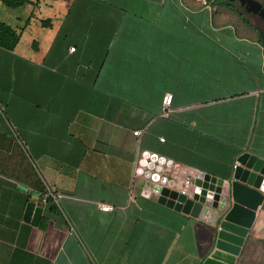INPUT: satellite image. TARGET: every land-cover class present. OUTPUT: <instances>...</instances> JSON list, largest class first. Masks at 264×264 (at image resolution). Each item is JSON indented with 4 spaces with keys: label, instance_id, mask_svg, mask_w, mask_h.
Masks as SVG:
<instances>
[{
    "label": "crops",
    "instance_id": "1",
    "mask_svg": "<svg viewBox=\"0 0 264 264\" xmlns=\"http://www.w3.org/2000/svg\"><path fill=\"white\" fill-rule=\"evenodd\" d=\"M27 1L0 0L20 35L0 46V264H199L214 227L135 191L136 170L264 158V37L230 0ZM236 264H264V204Z\"/></svg>",
    "mask_w": 264,
    "mask_h": 264
},
{
    "label": "water",
    "instance_id": "2",
    "mask_svg": "<svg viewBox=\"0 0 264 264\" xmlns=\"http://www.w3.org/2000/svg\"><path fill=\"white\" fill-rule=\"evenodd\" d=\"M240 1L255 7L254 12L264 18V8L256 0ZM237 161L229 178L190 168L188 174L193 182L184 191L143 177L136 182L135 191L143 196L214 227L211 249L199 264H236L257 211L264 204V158L244 152ZM43 210L37 201H30L25 221L38 225Z\"/></svg>",
    "mask_w": 264,
    "mask_h": 264
},
{
    "label": "built area",
    "instance_id": "3",
    "mask_svg": "<svg viewBox=\"0 0 264 264\" xmlns=\"http://www.w3.org/2000/svg\"><path fill=\"white\" fill-rule=\"evenodd\" d=\"M204 3L207 4L206 1H204ZM172 100H173V95L171 93H166L164 100H163V106H162V115L163 116H169L170 115V113L172 111V108H171ZM141 133H142L141 130L135 132L136 135H140ZM176 166L177 165H175L174 167H176ZM237 166H238V161L235 162L234 168H236ZM188 170H187V175H186V179H185L184 186H183L184 188L182 191H184L185 188L189 184H191V182H192V177L189 176ZM143 176H145V175H143V172L138 168L136 170V174H135V184H136L138 178L143 177ZM58 197H59V194L55 191V189L53 187H48L46 192L42 195V202L43 203L51 202L53 200H56ZM101 208L103 210L109 211V210L113 209V206L110 204H102Z\"/></svg>",
    "mask_w": 264,
    "mask_h": 264
},
{
    "label": "flooded vegetation",
    "instance_id": "4",
    "mask_svg": "<svg viewBox=\"0 0 264 264\" xmlns=\"http://www.w3.org/2000/svg\"><path fill=\"white\" fill-rule=\"evenodd\" d=\"M264 8V0H256ZM232 4L238 12L244 23L256 30L259 35L264 37V18L256 11L255 7L247 6V4H242L240 0H233L229 2Z\"/></svg>",
    "mask_w": 264,
    "mask_h": 264
},
{
    "label": "trees",
    "instance_id": "5",
    "mask_svg": "<svg viewBox=\"0 0 264 264\" xmlns=\"http://www.w3.org/2000/svg\"><path fill=\"white\" fill-rule=\"evenodd\" d=\"M11 8H17L27 3V0H1ZM20 41V35L10 25L0 21V46L14 49Z\"/></svg>",
    "mask_w": 264,
    "mask_h": 264
},
{
    "label": "rangeland",
    "instance_id": "6",
    "mask_svg": "<svg viewBox=\"0 0 264 264\" xmlns=\"http://www.w3.org/2000/svg\"><path fill=\"white\" fill-rule=\"evenodd\" d=\"M165 165H166V168L163 165L159 166L161 170L160 169L158 170L157 165H153V166H151L150 170H147V174L143 173V175H146V177L150 180L161 183L165 186H169L171 188H178L179 185L184 186V182H185L186 178L184 180L180 181V179H182V178H180V175L172 174L173 170H170V169H173L175 167L170 166L169 164H165ZM164 172H166L167 174ZM174 177L176 179H174ZM192 182H193V179H192Z\"/></svg>",
    "mask_w": 264,
    "mask_h": 264
},
{
    "label": "bare ground",
    "instance_id": "7",
    "mask_svg": "<svg viewBox=\"0 0 264 264\" xmlns=\"http://www.w3.org/2000/svg\"><path fill=\"white\" fill-rule=\"evenodd\" d=\"M178 188H179V189H183V185H179Z\"/></svg>",
    "mask_w": 264,
    "mask_h": 264
}]
</instances>
